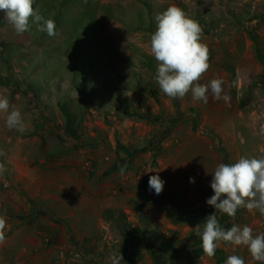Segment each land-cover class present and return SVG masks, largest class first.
<instances>
[{
	"label": "rangeland",
	"instance_id": "374dc122",
	"mask_svg": "<svg viewBox=\"0 0 264 264\" xmlns=\"http://www.w3.org/2000/svg\"><path fill=\"white\" fill-rule=\"evenodd\" d=\"M170 5L199 22L210 65L200 83L222 78L227 103L159 91L150 36ZM33 7L54 19V36L31 20L17 34L0 12V96L26 127L9 129L0 112V264H109L114 252L120 264H169L215 212V167L264 155V0ZM221 219L242 228L264 215L242 207Z\"/></svg>",
	"mask_w": 264,
	"mask_h": 264
},
{
	"label": "clouds",
	"instance_id": "9594fccd",
	"mask_svg": "<svg viewBox=\"0 0 264 264\" xmlns=\"http://www.w3.org/2000/svg\"><path fill=\"white\" fill-rule=\"evenodd\" d=\"M34 0H0L2 12L17 34L29 30V21L36 25L39 32L48 36L56 34L54 19L46 18L33 7ZM155 30L150 36V54L157 62L155 81L159 91L173 99H182L191 92L194 102H208L209 92L215 100H230L223 94L222 78H213L201 84L200 80L209 69V52L201 42L202 28L198 21L188 16L184 10L170 5L163 12L155 15ZM9 100L0 96V112L6 113V126L20 133L26 131L21 111L13 106L9 110ZM264 151V150H262ZM126 164L121 165L123 173ZM153 171V170H150ZM190 178V183H194ZM164 181L159 174L149 178V189L156 195L163 191ZM210 186L213 190L206 203L214 207L201 229L197 224L194 234L201 241L203 253L213 257L218 242H227L236 246H246L254 261L264 264V232L253 234L248 225L242 228L237 224L222 227L217 214L235 218L239 208L249 212L259 211L264 215V155L248 158L241 156L232 164L220 163L212 172ZM5 216L0 215V242L4 240ZM124 260L121 252H114L109 257V264H120ZM226 264H245L242 257L230 255Z\"/></svg>",
	"mask_w": 264,
	"mask_h": 264
},
{
	"label": "crops",
	"instance_id": "0c3cea01",
	"mask_svg": "<svg viewBox=\"0 0 264 264\" xmlns=\"http://www.w3.org/2000/svg\"><path fill=\"white\" fill-rule=\"evenodd\" d=\"M222 227H230L228 221H223L221 215H217ZM204 219H199L200 225L204 224ZM264 222H257L250 226L253 234L264 232ZM228 225V226H227ZM203 229V228H202ZM202 241L198 237L188 238L181 244L178 250H169V264H226L230 255H237L244 259L245 264H260L254 261L246 246H236L227 242H218L215 255L209 257L203 253Z\"/></svg>",
	"mask_w": 264,
	"mask_h": 264
}]
</instances>
